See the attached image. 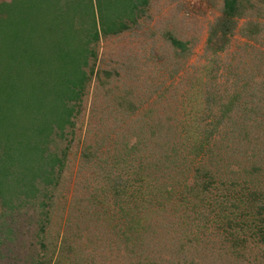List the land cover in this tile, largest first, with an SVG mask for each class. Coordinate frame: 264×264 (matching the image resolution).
<instances>
[{
    "label": "rangeland",
    "instance_id": "374dc122",
    "mask_svg": "<svg viewBox=\"0 0 264 264\" xmlns=\"http://www.w3.org/2000/svg\"><path fill=\"white\" fill-rule=\"evenodd\" d=\"M222 4L94 0L103 27L126 29L100 38L74 126L50 145L63 160L55 187L43 190L47 197L35 204L7 213L0 208V264H147L144 256L157 250L169 262V242L184 244L186 256L193 258L186 264H264V247L253 241L248 229L238 231L243 223L234 218L215 221L213 216L205 220L207 209L219 207L185 210L184 203L177 202L179 186L170 184L174 194L166 202L158 190L143 189L144 179L131 173L128 180L135 194L142 188L153 200L147 210L152 225L147 228L142 222L133 229L141 205L112 191L115 182L108 183L102 173L108 170L110 154L122 152L116 141H123L122 132L132 126H160L156 129L165 133L167 151L169 135L191 147V132L203 138L206 127L220 124L210 155L224 174L217 178L228 183L258 178L264 187V116L248 114L250 107L264 106V3L244 1L234 33L227 36V49L214 55L207 40L210 27L221 18ZM174 40L183 47H174ZM129 108L134 113L122 116ZM129 143L136 145V137ZM153 145L145 147L154 152ZM253 165L261 172L249 177ZM41 201L46 207L39 206ZM155 202L167 206L158 216L155 211L162 206ZM143 228L147 236L141 244Z\"/></svg>",
    "mask_w": 264,
    "mask_h": 264
},
{
    "label": "trees",
    "instance_id": "16d2710c",
    "mask_svg": "<svg viewBox=\"0 0 264 264\" xmlns=\"http://www.w3.org/2000/svg\"><path fill=\"white\" fill-rule=\"evenodd\" d=\"M244 1L223 0L221 18L210 27L207 40L214 55L227 49V36L234 33L235 20L242 16ZM258 1L264 3V0ZM96 12L94 0L0 2V208L3 213L35 204L40 197H47L43 190L55 187L63 160L50 150V145L55 139L64 138L66 128L74 126L73 119L90 82V64L96 58L95 48L100 38L126 29L125 25L108 31ZM172 43L176 48L183 47L179 41ZM133 110L127 109L122 116L133 114ZM248 114L260 118L264 116V106L250 107ZM157 127L139 124L125 129L122 132L124 140L116 141L122 152L116 150L110 154V161H105L110 163L108 170L102 171L108 183L115 182L112 191L126 194L135 204L141 205V217L131 223L133 229L142 222L147 228L153 223L150 221L152 214H147L153 200L146 197L142 188L158 190V195L170 202L174 194L171 184V187L182 189L177 202L184 203L183 209L194 212L196 207L216 205L218 210L216 207L212 211L207 209L205 220L211 216L215 221L223 218L233 221L234 218L237 223H243L237 225L238 231L248 229L253 241L264 247V187L261 182L258 178L247 181L239 176L242 180L221 182L224 174L210 158L211 146L222 125L206 127L203 138L198 136L200 132H191V144H194L191 147H185L184 140L171 134L167 151V137L160 133L162 128ZM134 137L136 145L129 143ZM153 137L155 139L151 140ZM107 140L108 132L103 141ZM149 142L154 144V152L145 147ZM262 164L264 166V162ZM260 170L253 165L248 176L259 175ZM131 173L144 179L139 195L129 184ZM199 183L202 186L198 189L196 184ZM212 191L215 193L211 194ZM155 203L162 206L157 210L159 213L155 211V216L167 209L164 203ZM39 206L46 207L42 201ZM146 236L147 230L143 228L141 244ZM184 250L183 243L171 246L169 242L168 253L173 252L169 262L160 255V250L148 252L149 256H144L143 260L147 264H163V261L186 264L193 258L186 256Z\"/></svg>",
    "mask_w": 264,
    "mask_h": 264
}]
</instances>
